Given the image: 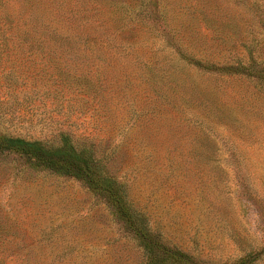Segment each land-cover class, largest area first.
Returning <instances> with one entry per match:
<instances>
[{
    "label": "rangeland",
    "instance_id": "rangeland-1",
    "mask_svg": "<svg viewBox=\"0 0 264 264\" xmlns=\"http://www.w3.org/2000/svg\"><path fill=\"white\" fill-rule=\"evenodd\" d=\"M0 0V135L107 159L163 237L264 264V89L206 64L264 61V0ZM0 264H144L80 183L0 151Z\"/></svg>",
    "mask_w": 264,
    "mask_h": 264
},
{
    "label": "trees",
    "instance_id": "trees-1",
    "mask_svg": "<svg viewBox=\"0 0 264 264\" xmlns=\"http://www.w3.org/2000/svg\"><path fill=\"white\" fill-rule=\"evenodd\" d=\"M146 0L137 8L140 10ZM152 1V0H151ZM246 60L234 57L230 63H192L211 73L243 76L264 89V61H258L247 49ZM0 151H9L27 160L34 171L74 180L85 187L111 211L114 220L140 248L144 264H212L188 255L166 240L159 227L152 226L146 216L131 204L124 179L116 178L107 167V159L99 156L87 143L61 134L55 142L26 140L0 135ZM255 257L247 256L223 264H251Z\"/></svg>",
    "mask_w": 264,
    "mask_h": 264
}]
</instances>
